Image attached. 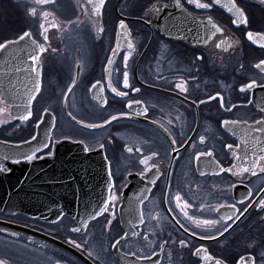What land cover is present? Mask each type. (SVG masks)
Listing matches in <instances>:
<instances>
[{
	"label": "flooded vegetation",
	"instance_id": "1",
	"mask_svg": "<svg viewBox=\"0 0 264 264\" xmlns=\"http://www.w3.org/2000/svg\"><path fill=\"white\" fill-rule=\"evenodd\" d=\"M181 3L183 8L176 7L175 0H105L97 16L84 0H50L46 4L36 0H0V43L17 40L29 31L32 39L46 48L39 62L41 91L32 102L33 116L24 122L11 116L12 112L23 114L27 90L34 85L32 61L28 59L32 54L31 41H18L0 51V97L4 101L0 107L13 105L0 114V120L6 121L0 123V140L21 142L30 138L42 115L51 113L55 117L52 140L68 137L83 140L91 150L102 149L111 172L112 191L118 196L114 208L89 221L79 233L70 231L78 225L67 215L54 224L0 213L4 223L0 230H5L0 231V260L6 264H32L26 252L33 247L52 252L55 260L51 264H205L203 253L193 255L203 245L224 264H237L240 256L247 255L254 257L256 264H264V211L249 207L264 197L253 195L243 206L237 203L249 189L256 193L264 188V174L217 175L213 163L219 161L225 168L232 167L233 154L225 147L228 144H240L234 151L244 153L248 129L243 125L225 128L222 121L252 124L264 119V72L255 67L264 60V47L260 46L264 41L254 43L247 39L248 32L264 35V0H235L248 21L239 25L232 23L234 14L219 4L211 9H197L188 0ZM221 4L230 5V0H221ZM153 5L157 11H152ZM32 8L35 15L29 12ZM44 12L51 15L45 18L41 15ZM208 16L224 29L223 34L217 33L211 40L207 39L205 27ZM121 20L125 27L118 36ZM50 22L59 27H48ZM41 24L47 27V41L40 35ZM129 40L134 45L128 61L129 82L140 89L138 93L123 87V56ZM220 41L225 43L217 48ZM118 46L113 56V49ZM109 57L112 65L108 64ZM109 77L113 87L128 92L127 97L111 91ZM73 79L75 84L69 93ZM253 79L258 86L241 92V86ZM97 81L100 86L90 91ZM180 82H185L186 92L175 87ZM129 100L141 101L142 107H148V115L136 116V109H132L130 116H121L97 129L79 126L69 119L71 112L78 121L100 124L110 116L129 112ZM60 111L70 123L92 136L58 135ZM160 124L168 129L167 133ZM201 136L205 137L203 143ZM173 138L178 141V156L170 154ZM100 144L104 147L100 148ZM127 147L133 151L129 153ZM137 148L141 151L137 152ZM209 151L212 157L196 159V153ZM151 152L159 154L150 161L160 173L155 185L150 183L154 171L145 177L139 175L144 168L139 160ZM260 164L264 166V161ZM146 188L152 190L146 192ZM177 192L194 205L196 211L191 214L202 218L218 217L207 211L201 214V203L211 208L237 203L240 211L249 210L222 237L202 240L191 237L172 221L176 213L167 210L175 203L163 202V194L175 196ZM142 196H148V200L140 204ZM141 212L143 224L139 223ZM225 214H230L227 209L221 212ZM69 239L77 240L83 247H73ZM182 239L187 246L180 245ZM117 241L120 243L113 248ZM89 251L93 252L92 257ZM140 256L149 259L140 260ZM35 264L44 263L38 260Z\"/></svg>",
	"mask_w": 264,
	"mask_h": 264
},
{
	"label": "snow or ice",
	"instance_id": "2",
	"mask_svg": "<svg viewBox=\"0 0 264 264\" xmlns=\"http://www.w3.org/2000/svg\"><path fill=\"white\" fill-rule=\"evenodd\" d=\"M38 4H46L49 3L50 0H36ZM105 0H87V4L91 6L92 11L95 15L99 16L101 12V8L104 5ZM189 4L195 5L197 9H211L213 5H221L222 7H226L227 11L234 14V19L232 20V23L234 25L239 24H247V17L243 11V9H240L237 7L235 0H230V5H223L221 4V0H211V2H206V0H188ZM175 5L178 8H183V5L181 3V0H175ZM156 5L152 6V11H157ZM87 12V8L85 9ZM29 12L32 15H35L36 10L34 8L29 9ZM45 18L50 16V13L44 12L41 14ZM207 23L205 27L208 30V40H211L217 33L223 34L224 29L221 28L211 16H208ZM41 33L40 35L43 36L44 40L47 41V27H45L44 24H41ZM48 27H59L55 22H50L48 24ZM125 27L124 21L121 20L120 22V28L121 32L118 33V36L123 34V28ZM25 39H29L31 41V47H32V54L29 55L28 59L32 61L31 64V72L34 74L35 80L34 85L31 89L27 90V103L24 107L23 114L19 116H11V113L9 115L12 119H18L21 122L29 121L30 118L33 116L32 112V102L36 99L37 94L41 91V83H40V59L41 55L46 51V48L43 44H39L37 40L32 39V33L29 31H25L20 37L17 38V40L14 41H5L4 43H0V49H6L7 47L16 44L18 41H24ZM247 39L249 41H252L254 43H260V41H264V35H261L259 33L254 34L252 32L247 33ZM225 41H220L216 44L217 48H221ZM261 47H264V43L260 44ZM134 45L131 42V40L127 43L128 51L124 54L123 60H124V71H123V87L125 89H130L131 92L138 93L140 91L139 88L132 87L129 82V72H128V61L129 57L131 56V51L133 49ZM119 50V46L117 48L113 49V56L117 54ZM198 59H201V57H198ZM108 64H113L112 57H109ZM255 67L259 69L261 72H264V60H260ZM19 71V69H17ZM105 71H108L106 68ZM75 84V79H73L72 84L68 86V92L70 93L72 91L73 85ZM98 86H100V82L97 81L91 86V90H95ZM258 86L256 80H251L249 83L244 84L241 86L240 91L241 92H247L250 89H255ZM108 87L111 89V91L119 97H127L128 92L126 91H120L117 87L112 86V80L111 77L108 79ZM175 87L177 89H180L181 92H186L187 88L185 86V82L176 83ZM103 91V88L101 87V92ZM66 97L68 93L64 94ZM217 97H219V93L217 94ZM216 97H209V99H215ZM221 99V107H224L223 104V98ZM3 97H0V104H2ZM104 103L106 104L107 101L105 100ZM203 103V101H201ZM251 103V100L249 101ZM13 107V105L8 104L5 107H0V114H3L8 108ZM18 107V106H17ZM236 105H233L232 108H235ZM126 108L129 109V112H122L119 115H113L110 116L108 120H104L102 124H85L83 120L78 121V123L85 125V127L89 129H97L101 128L104 125L109 124L111 121H115L119 119L121 116H130L132 114L131 110L136 109L135 115L136 116H147L148 115V107L143 106L142 102L138 100H129ZM142 108V110H141ZM228 111H231L232 109H227ZM262 111H264V108H261ZM44 112L47 113L48 109L45 108ZM69 116H71L72 120L76 121L77 118L75 115H72L71 112L68 113ZM43 120V117H41V121ZM41 121H38L37 124ZM6 121L0 120V123H5ZM154 123H158L154 121ZM171 123V121H169ZM222 126L225 128H228L230 125H236L241 126L243 125L245 128L248 129V131L245 133V139L243 141L244 143V153L243 155L240 154L238 151H234L235 149H239L241 147L240 144H236L233 146L232 144L225 145V147L232 152L233 154V165L230 168H225L222 165H220L219 161H213V163L216 165V168L218 169V172L214 174L224 173L228 172L231 173L233 176H242L244 174H251L252 176H256L259 174H264V166H261L260 162L264 161V119L256 120L252 124H248L247 121L238 122V121H229L224 120L221 122ZM160 127L163 128L164 132H168V129L164 127L163 124H160ZM55 129V117H53L52 126L47 130L45 138L38 141V136L33 135L29 141H22L20 144L16 145V148H26L27 150L24 151H18L11 155H3L0 156V174L4 173H10L11 169L7 167L6 162L11 159V162L13 164H21V163H28L31 164L36 160H43L47 157H52L54 154L51 151H46L50 148V145L52 144L53 140V133ZM170 135V133H169ZM250 137V139H249ZM67 139L68 137H64ZM38 141V142H37ZM205 141V137H200V142L203 143ZM79 143L84 145L83 150L85 152L91 151L89 146L83 141H79ZM178 144V141L173 138L170 141V148H171V155L178 156L179 155V149L176 147ZM185 144H187V141H185ZM184 145H181L183 147ZM100 148H103L104 145L100 144ZM127 151L131 153L133 151V148L127 147ZM137 152L141 151L140 148L136 149ZM43 153V155H41ZM250 153V154H249ZM212 152H206V153H196V159L199 160L202 157H212ZM159 154L157 152H151L150 155L143 156L139 160V164L143 165V171L139 173L141 177H145L147 174L151 172H155V175L153 176L150 183L152 185H155L157 180L160 178V173L158 168L155 164H151L150 161L154 158H158ZM235 169V171H233ZM201 175H204V173H201ZM109 195L107 196V199L104 200L103 205L100 206L99 210L95 212L94 216H89V220L95 219L96 217H99L103 215L104 213L109 211L110 207L114 208L115 202L118 200V196L112 191L113 184L111 182V172H109ZM234 187V185H233ZM152 189L146 188L144 191L150 192ZM253 195H256L257 197H264V188H261L259 192L254 193L252 189H249L247 191L246 196H244L241 200H239L237 203L239 205L243 206L249 198L253 197ZM148 200V196H142L139 198V203L143 204L144 201ZM163 202H167L169 204L175 203V207H170L167 211L169 213H176L175 216H172L171 219L174 222L175 225H178L180 229H182L185 233H189L191 237H197L199 236L202 240H215L217 237H222L225 233H227L233 225L241 219L242 216L247 213L249 208H244L243 211H240V209L237 207V203L232 204H217L215 208H211L209 205L205 203H201L199 205V212L203 214L205 211L209 212L210 214H215L218 218L212 219V218H202L201 216L193 215L194 211L196 209L194 208V205L189 203L187 200L183 198V196L180 194V192H177L175 196H171L170 193H164L163 194ZM256 207L262 211H264V198H260L258 203H255L254 205H249V207ZM227 209L228 213L221 215V212L223 210ZM113 215H115L113 211ZM63 216V213L60 214V216L57 217L56 221H53L55 224L58 222L61 217ZM182 217V219L180 218ZM155 219H158V217H154ZM88 221H81L80 226L74 227L70 229L73 233H79L81 232L82 228L87 227ZM112 221L109 220L108 224L111 225ZM139 223H144V216L143 212L140 214ZM226 225V227L224 226ZM223 228V231L220 229ZM199 230V231H198ZM5 231V230H0ZM214 233V234H213ZM127 235V234H125ZM133 235H137L135 232ZM147 236V234H145ZM31 239V238H29ZM68 243H70L73 247L81 248L83 245L77 242L75 239H69ZM120 241H117L116 244H113L112 247L116 248ZM181 246H187V242L185 240L179 241ZM201 253H203L202 260L205 262V264H208V262H211V264H224V261L221 259H217L213 257L211 254H209L208 250L201 245L200 247L196 248L193 255L200 256ZM89 257L93 256V252H88ZM132 255H135V253H132ZM155 255V253H153ZM140 260H147L148 257L140 256ZM262 259H264V254H262ZM0 264H6V261L0 260ZM237 264H256L255 258L247 255V256H240L239 260L237 261Z\"/></svg>",
	"mask_w": 264,
	"mask_h": 264
},
{
	"label": "water",
	"instance_id": "3",
	"mask_svg": "<svg viewBox=\"0 0 264 264\" xmlns=\"http://www.w3.org/2000/svg\"><path fill=\"white\" fill-rule=\"evenodd\" d=\"M88 8L94 14L91 6ZM12 115L19 116L15 112ZM42 117L34 133L38 141L45 138L53 121L52 115ZM74 122L85 127L77 120ZM20 143L0 141V156L26 151V148L15 147ZM83 148L79 141L62 138L53 140L52 157L31 164H13L9 159L6 165L11 172L0 174V212L22 214L46 222L56 221L63 213L79 224L89 221V216H94L107 199L110 180L102 151L85 152ZM0 224L4 223L0 221ZM47 239L60 244L56 239Z\"/></svg>",
	"mask_w": 264,
	"mask_h": 264
},
{
	"label": "rangeland",
	"instance_id": "4",
	"mask_svg": "<svg viewBox=\"0 0 264 264\" xmlns=\"http://www.w3.org/2000/svg\"><path fill=\"white\" fill-rule=\"evenodd\" d=\"M61 69V68H60ZM59 123L58 135L60 134H70V135H82L83 137L90 138L92 134L89 131L79 129V127L70 123L69 120L63 116L60 111V115L57 117ZM30 259H32V264H35V261L41 260L44 264H51L55 260V255L50 251H41L37 248H31L27 250Z\"/></svg>",
	"mask_w": 264,
	"mask_h": 264
}]
</instances>
